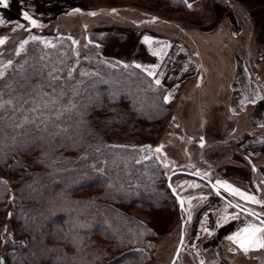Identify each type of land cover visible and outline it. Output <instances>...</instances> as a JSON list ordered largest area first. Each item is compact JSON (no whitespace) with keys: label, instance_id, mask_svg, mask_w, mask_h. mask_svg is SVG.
Masks as SVG:
<instances>
[{"label":"trees","instance_id":"1","mask_svg":"<svg viewBox=\"0 0 264 264\" xmlns=\"http://www.w3.org/2000/svg\"><path fill=\"white\" fill-rule=\"evenodd\" d=\"M88 45L87 53L100 47ZM84 54L69 57L63 77L40 58L11 73L4 86L0 213L17 226L0 264H145L156 222L163 226L162 213L172 202L179 208L162 165L146 151L152 141L116 143L113 136L146 134L153 127L143 123L167 119L164 90L136 67L110 58H94L92 71L84 73ZM37 89L48 94L47 102L39 103ZM132 209L154 213V222Z\"/></svg>","mask_w":264,"mask_h":264},{"label":"crops","instance_id":"2","mask_svg":"<svg viewBox=\"0 0 264 264\" xmlns=\"http://www.w3.org/2000/svg\"><path fill=\"white\" fill-rule=\"evenodd\" d=\"M182 1L190 28L168 25L170 35L149 27L110 26L101 28L105 35L96 29L88 40L102 46L116 38L122 48L128 46L131 50L123 52L133 61L143 59V68L166 87L168 98L177 99L189 86L198 94L192 108L199 113L188 117L201 130L197 174L264 218V0ZM246 168L247 178L236 175ZM185 206L190 218L183 245L190 243L196 264L207 256L209 264L219 260L226 245L245 255L262 248V224L245 219L212 190L186 198Z\"/></svg>","mask_w":264,"mask_h":264},{"label":"rangeland","instance_id":"3","mask_svg":"<svg viewBox=\"0 0 264 264\" xmlns=\"http://www.w3.org/2000/svg\"><path fill=\"white\" fill-rule=\"evenodd\" d=\"M170 1L171 3H167L168 0H0V104L3 102L2 93L5 90L4 86L10 81V74L29 62L39 61L40 58L57 78L67 75V62L74 52H85L81 57V70L84 73L92 71L90 63L94 58L98 59L99 57H103L104 60L110 58L111 62L117 61L129 67H136L151 78L154 85L160 86L164 90V102L168 104L171 113L163 121L143 123L153 127H148L146 134L139 131H125L114 134L113 136H118L114 141L123 143L137 140L136 138H141L138 139L139 141H152L146 151L158 160L167 177L176 170L199 173L196 169L200 168L198 161L200 158H198L195 146L201 143L198 135L201 130L196 123L191 124L188 118L191 111L195 112L194 115L199 113L197 108H192V106L195 107L198 94L189 92V86L179 94L177 99L168 98L166 87L163 84H158L143 68L145 67L144 62L143 59H140L142 56L140 55L139 58L141 61L129 59V53L123 51L131 49L128 46L122 48L120 41L116 38L108 39L118 41L116 46L111 45L112 43L109 41L108 44L99 45V48H94L91 53H87L90 52L88 45L90 40L88 41V39L96 29H100L98 32L105 35L101 28L110 26L120 28L149 27L173 35L174 31H169L168 25L175 26L176 30H179L181 26L190 28L187 25L191 15L186 7L178 8L175 4L173 5L175 1ZM58 37L61 38L56 41ZM134 51L137 53V48ZM113 86L116 87L117 84L114 83ZM113 86L107 85L106 89L111 90ZM40 91L44 90H36V99L41 104L47 102L49 97L48 94H42ZM249 174L250 172L246 168V172L241 171L240 173L239 171L236 175L243 179L247 178ZM178 176L180 175L173 178L172 184L176 192L184 200L187 198L188 202L193 195H199L203 190L211 191L210 187L203 186L200 181H194L191 177ZM175 203L178 205L177 202ZM171 205L174 209L173 202ZM12 206L13 200L8 205V209L11 211ZM173 209L165 210L162 213L163 220L166 222L161 228L156 222L159 227L158 233L153 240V247L145 264H170L180 240L182 221L179 208ZM131 211L146 221L154 222L155 220L154 213H143L135 209ZM0 224L2 227L0 234L1 256L9 251L8 244L14 240L13 232L17 223L15 219L8 218L6 213H0ZM261 226L264 240V225ZM190 227L188 226V230ZM86 228L91 229L92 227ZM86 228L82 227L79 231ZM185 229L187 231V224ZM189 249V242L186 246L183 245L175 264L197 263V259H193ZM220 249L222 252L219 257L220 261L216 258L212 264H264V244L261 249L247 255L234 252L228 245L220 247ZM209 258L207 256V260L202 261V264H209Z\"/></svg>","mask_w":264,"mask_h":264},{"label":"water","instance_id":"4","mask_svg":"<svg viewBox=\"0 0 264 264\" xmlns=\"http://www.w3.org/2000/svg\"><path fill=\"white\" fill-rule=\"evenodd\" d=\"M176 175H185L191 178H194L196 180H199L203 183H206L211 190L214 192V194H216L218 197H220L222 200H224L225 202H227L230 206H232L234 209H236L238 212L244 214L245 216H248L250 218H253L254 220L258 221L259 223L264 225V218H262L261 216H259L258 214H256L255 212L246 209L242 206H240L239 204H237L236 202L232 201L228 196H226L222 190L212 181L209 180L195 172H190V171H186V170H176L173 171L169 174L168 176V181H167V185L171 191V194L173 195V197L176 199L178 206H179V211L181 214V235H180V240L178 243V246L176 248L175 254L170 262V264H175L178 256L182 250L183 244H184V240H185V228H186V223H187V217H184V214H186V207H185V201L184 198L182 196H180L174 189L171 180L174 176Z\"/></svg>","mask_w":264,"mask_h":264}]
</instances>
